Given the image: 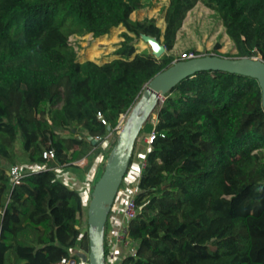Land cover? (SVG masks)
I'll return each instance as SVG.
<instances>
[{"label":"trees","instance_id":"obj_1","mask_svg":"<svg viewBox=\"0 0 264 264\" xmlns=\"http://www.w3.org/2000/svg\"><path fill=\"white\" fill-rule=\"evenodd\" d=\"M137 1L0 0V264L9 250L22 264H55L70 250L76 258L88 254L78 187L44 168H68L81 181L119 117L172 64L166 55L135 53L139 34L171 51L186 12L200 1L220 19L235 50L222 57L264 61V0H169L162 28L155 19L130 18ZM120 24L127 32L114 59L79 61L70 37H102ZM164 98L151 116L154 138L128 224L133 254L119 264H264V113L257 82L204 71ZM16 140L20 159L11 149ZM81 159L84 168L72 164ZM17 165L37 171L14 180Z\"/></svg>","mask_w":264,"mask_h":264},{"label":"water","instance_id":"obj_2","mask_svg":"<svg viewBox=\"0 0 264 264\" xmlns=\"http://www.w3.org/2000/svg\"><path fill=\"white\" fill-rule=\"evenodd\" d=\"M221 71L253 79L260 89V101L264 113V61L260 58H227L203 56L179 60L154 75L142 88L140 97L131 108L126 121L117 133L100 176L93 185L86 210L88 264H105L106 223L129 170L135 142L143 125L157 110L160 99L178 87L187 78L199 72ZM90 140V137H87ZM96 139L93 140V143Z\"/></svg>","mask_w":264,"mask_h":264},{"label":"rangeland","instance_id":"obj_3","mask_svg":"<svg viewBox=\"0 0 264 264\" xmlns=\"http://www.w3.org/2000/svg\"><path fill=\"white\" fill-rule=\"evenodd\" d=\"M168 1L169 0H138L137 9L131 14L130 18L132 20L155 19L162 28L163 23L161 15L163 14L164 8L168 5ZM126 32L127 28L123 24H120L110 28L107 31V34L102 37L96 38L89 33H83L80 36L70 37L69 43L75 47L77 58L80 62L89 60L96 63H104L116 57L115 52L118 49L119 44L124 40L122 34ZM132 45L135 48V53L146 50L155 58H160L162 55H166L171 59L172 64L186 58L189 54L194 57H203L211 55L216 56V54H220L221 56L227 54L233 55L235 52L231 42L225 34V29L220 19L215 13H213V11L206 8L200 1H197L195 5L186 12L182 25L176 34L175 43L171 51H166L165 48L162 47L155 39L147 41L141 34L134 39ZM217 46L218 49L216 48ZM176 95L177 93L172 94V96ZM164 100V97L160 99L158 108ZM44 106L45 105H42L41 107ZM130 110L124 114L126 115L124 122L126 121ZM155 123V117H151L143 125L142 130L140 131L132 154L131 164L133 168L140 166L139 164L141 162L142 155L149 150L148 145L145 143V138L149 137L150 134L153 133ZM116 137V132L111 134L108 133L101 142V149L103 152L93 161V166L89 172L84 174V178L81 181L77 179L79 182L72 179L69 181H71L78 188L82 187L84 185L83 182L85 183V180L91 176H94L93 180L96 182L98 179H96L98 168H100L102 164L104 165L106 156L110 148L115 143ZM67 145L68 142H65V146ZM11 149L15 156L20 159L21 145L19 140H16L11 145ZM65 155L70 157V151L66 150ZM85 160L86 159L75 160L72 164L82 166V169L87 164V160ZM260 161L264 164V150L261 151ZM129 179L131 180V176H128L127 180L129 181ZM77 183L79 185H77ZM70 186L72 187L73 185ZM126 188H128V186L123 183L120 188V192H118L120 194L118 195V199L122 196V193ZM130 188L131 186L129 189ZM84 259L87 260V254H85Z\"/></svg>","mask_w":264,"mask_h":264},{"label":"built area","instance_id":"obj_4","mask_svg":"<svg viewBox=\"0 0 264 264\" xmlns=\"http://www.w3.org/2000/svg\"><path fill=\"white\" fill-rule=\"evenodd\" d=\"M191 58H195L193 55L189 54L186 58L182 59V60H187V59H191ZM126 115H121L117 121L116 126L113 129V132L116 134L119 132V130L122 128L123 124H124V119H125ZM98 118L101 120V117L98 116ZM102 121V120H101ZM103 124H105L104 121H102ZM111 134V133H109ZM154 138V132L150 134L149 137L145 138V143L148 145V148L150 149V144L152 142ZM44 158H49L52 159L53 158V153L52 152H45L43 154ZM144 164L143 161L140 164V169L139 172L137 173V180L140 177V173H141V169L143 168ZM24 170H30V171H37V169L35 167H26L24 165H17L11 168L10 174L11 176L14 178V180H17L20 177V174L22 172H24ZM44 170L46 171H51L53 172L57 178L62 179L63 181L66 180L65 178V174L60 170V167H49V168H44ZM128 174V172H127ZM126 174V177L124 178V182L126 185H128L130 183V181H128V176ZM94 176H91L89 178H87L85 180V183L83 182V186L85 187H80L78 189L80 196H81V204H82V209H83V214L85 215V219H86V210H87V206L90 200V194L93 188V184L95 183V180H93ZM65 182V181H64ZM68 183V185H71L72 182H65ZM137 195V191L133 190L127 193L126 198L124 199V203L121 207V216L123 218L124 223L121 224L120 226H118L117 230H116V236L114 238L115 241H117L118 243H122L124 246L126 247H130L131 243H130V238L128 236V224L131 220L134 219L136 212H137V208L135 206V202H134V197ZM133 254V252H132ZM106 256V260H105V264H115V254L112 251H108L107 250V254H105ZM77 257V253L75 250H70L68 256H64L62 258H60L55 264H81L82 263V259L81 258H76Z\"/></svg>","mask_w":264,"mask_h":264},{"label":"crops","instance_id":"obj_5","mask_svg":"<svg viewBox=\"0 0 264 264\" xmlns=\"http://www.w3.org/2000/svg\"><path fill=\"white\" fill-rule=\"evenodd\" d=\"M147 152H145L142 155L141 162L143 161L145 154ZM141 162H140V164H141ZM77 167L81 168L82 166H77ZM139 169H140V166L133 168L132 164L129 167L127 176H131V180L129 179L130 183L127 185L128 188H126L124 190V192L122 193V196L119 199H118V195H120V194L118 193V195L115 199L114 205L112 206L111 211H110L109 216H108V219H107L106 230H105V249L108 251L114 252L115 264H119L121 262V260L124 257H126L128 254H132V250L130 248L131 245H130V247H126L122 243H118L117 241H115L114 238L116 236V233H117L116 230H117L118 226H120L121 224L124 223L123 218L121 216V212H120L121 207L124 203V199L126 198V195L128 192L133 191V190L137 191V189H136V185L138 182L137 173L139 172ZM60 170L65 174V178H66V180H64L65 182L66 181L70 182L69 180H71V179L72 180L78 179L75 176L76 174H74L75 172H73L72 170H69L68 168L67 169L60 168ZM78 173H81V171H79ZM78 175H80V174H78ZM65 184H68V183H65ZM71 185H73L72 187L76 186L73 183ZM77 185H79V184L77 183ZM130 186H131V188L129 189ZM119 192H120V190H119ZM23 262L24 261L16 255L14 250H9L4 256V264H22ZM81 264H88L87 260L82 259Z\"/></svg>","mask_w":264,"mask_h":264},{"label":"bare ground","instance_id":"obj_6","mask_svg":"<svg viewBox=\"0 0 264 264\" xmlns=\"http://www.w3.org/2000/svg\"><path fill=\"white\" fill-rule=\"evenodd\" d=\"M116 28V27H115ZM144 39H146L147 41H152L153 39L152 38H149V37H146V36H143Z\"/></svg>","mask_w":264,"mask_h":264}]
</instances>
